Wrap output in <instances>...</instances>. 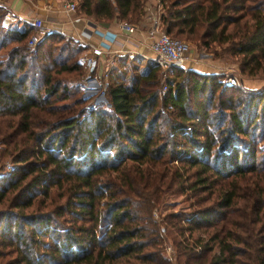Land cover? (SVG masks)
<instances>
[{"label": "trees", "instance_id": "obj_1", "mask_svg": "<svg viewBox=\"0 0 264 264\" xmlns=\"http://www.w3.org/2000/svg\"><path fill=\"white\" fill-rule=\"evenodd\" d=\"M157 5L167 34L224 43L240 73L263 70L264 0ZM75 12L135 23L144 0H76ZM2 14L0 6V264H169L165 224L181 264H264V89L243 96L217 75L169 66L160 92L152 88L160 68L145 60L136 79L117 70L109 109L85 110L78 96L66 101L56 77L79 70L81 47L57 33L29 46L32 27L4 24ZM239 178L251 191L245 226L230 217ZM172 185L195 208L157 224L150 209Z\"/></svg>", "mask_w": 264, "mask_h": 264}, {"label": "rangeland", "instance_id": "obj_2", "mask_svg": "<svg viewBox=\"0 0 264 264\" xmlns=\"http://www.w3.org/2000/svg\"><path fill=\"white\" fill-rule=\"evenodd\" d=\"M70 1H74L76 3V0H70ZM1 2L2 0H0V3ZM150 4H148L147 0H144V12H147L149 15H156L158 19L161 9L157 5V0L155 1V3H150ZM0 6L3 9V14H4L5 8L2 5ZM3 14H2V17H3ZM2 17H1V20L4 24L12 23V22L8 23ZM129 23H133V22H129ZM40 27L41 25L39 27L34 26L33 30L29 33L34 34L36 30L40 29ZM168 35L170 37H173L175 39L185 42L188 45L189 50L192 48L196 52H199V54H197L199 60H202V59L211 60L212 59V60H216L217 62H219L220 65L224 67V69L222 70L221 73L214 74V75H217L219 77L220 82L222 84H224L223 80L225 79V76L227 75L233 76L236 79L237 85H231V86L236 87V89L239 90L243 94V96L246 93L249 94L250 92H255V91L262 92V89H264V68L263 70L258 71L255 75H245L243 73H240L237 68V62H236L235 57L223 50L224 43L220 44L216 42H209L208 46L203 47L194 40L185 39L183 35H173L171 33ZM53 40H54V46H61L60 45L62 44L61 41H57L55 39ZM80 53L81 52H79V54ZM79 54H77V57L75 58H76V61L80 64V62L77 59ZM125 58L118 57L114 59L111 67L115 71L113 72L109 71L110 69H107V71L105 70L102 73V76H99V78H97L95 82L94 81L92 82L91 76L87 74V71L83 68L81 64H80L79 70L61 72L62 75H58L56 77L59 79L65 80V83L68 88L67 92L68 94H70L69 98H67L66 101H69V99L73 96H78L83 101L82 106L84 107L85 110L89 109L92 106H100L101 108L109 109L110 105H109L108 98L106 95V87L108 84L117 81L118 74H119L117 70H122L121 74L125 76L124 80H126V76L132 79H136L137 74H139V72L145 68L144 59L138 60L136 58L135 60H133V58H127V57ZM121 60H124L123 61L124 65L122 64L120 66ZM152 63L153 64L156 63L154 57L148 60V62L146 63V67L148 68L151 67ZM130 65H133L132 69L134 71L132 72L129 70ZM158 67L160 68L159 65ZM168 68L169 66L164 69L160 68V73L158 72L156 73V79L158 81V84L157 86L155 85L152 88H155V89L157 88V90H159L160 92L165 90V87L163 85L164 83L163 80H164V76H165L164 74L166 72V69ZM180 68H182V66H180ZM121 74H119V77ZM139 86L143 91L147 88V86L144 85L143 83H140ZM257 144H258V147H260V153H257V156L260 158V156H262V151L264 152V148H263L264 145L260 143V141H258ZM7 164L8 162L6 160L3 161L2 163L4 167H7ZM251 177H252L251 175H248V174L245 175V180L249 186H251L249 182ZM222 182L223 181L218 180L216 187H214V192H216L218 187L220 188L221 186H223ZM237 184H238V187L240 188L237 190V197H235V202H236L235 208L237 209L235 212L230 213L231 214L230 217H232V220H236V221L239 220V222L242 221V224H244L243 226H245L246 220H247L245 219V217L249 219L251 216V214H249V210L244 209L245 202H248V199L251 198V191L249 187L245 186V183H243L240 178L237 179ZM175 190L176 188L174 189V185H172L170 189V193L163 194L161 197L162 198L161 201H159V203H155L151 207L150 209L151 217L157 221L156 222L157 224L164 225V222H161V220L164 215L170 212L187 213L190 210L195 208L194 204H196V202L194 203L195 200L193 196L188 194V192L181 191L182 193H179L180 191H177V190L175 191ZM260 196H261L260 202L262 205V201L264 202V183H262V191H261ZM263 208H264V205H263ZM262 222H264V219H262ZM255 226L257 227L258 224H256ZM165 228L167 231L166 233L168 234L171 233L170 235L173 234L172 229L168 227V225L165 224ZM196 232L198 231H194V236L199 235V234H196ZM234 232H236V229L234 230ZM237 233H239V236L242 235L246 237L245 234H243L242 232L238 230H237ZM168 234L167 235L161 234V236L163 237L162 243H161V254L163 258L169 262V264H181L180 261L182 257H180V259H176L173 246L170 243V241L167 239ZM201 237L204 238V236L202 235ZM167 247L170 248L168 252L166 251ZM215 250L216 248H213V251ZM110 264H128V263H126L124 260H118V261H113Z\"/></svg>", "mask_w": 264, "mask_h": 264}, {"label": "crops", "instance_id": "obj_3", "mask_svg": "<svg viewBox=\"0 0 264 264\" xmlns=\"http://www.w3.org/2000/svg\"><path fill=\"white\" fill-rule=\"evenodd\" d=\"M63 1L64 0H2L0 5H2L5 10H8L11 15L9 21H7L8 23H27L33 30L34 26L32 24V19L39 18L41 20V27L34 33L38 39L45 33H57L61 35L62 38L71 40L79 45L81 47L80 52L87 51L90 46L100 42L98 36L92 32L91 28L93 26L106 28L115 32L117 42L109 43V49L96 59L97 67L95 73L98 76H102V73L105 70L107 71V69L111 71V69H113L111 67L113 60L118 57L139 58V60H149L154 57L153 52L148 46V38L145 34L150 24L149 14L147 12H144L135 23L136 28L134 32L127 33L117 28V21L115 20L95 22L90 17L76 14L75 11L65 12L61 7ZM155 1L156 0H147L148 4L155 3ZM84 30H86L85 33H83ZM117 50L119 52L114 54V51ZM124 50L130 52L132 54L131 57H128ZM197 54H199V52L191 48L188 57L181 65L182 68L203 75L219 74L224 69L216 60H199Z\"/></svg>", "mask_w": 264, "mask_h": 264}, {"label": "built area", "instance_id": "obj_4", "mask_svg": "<svg viewBox=\"0 0 264 264\" xmlns=\"http://www.w3.org/2000/svg\"><path fill=\"white\" fill-rule=\"evenodd\" d=\"M61 7L65 12H73L76 9V3L74 1L64 0ZM10 17L11 15L8 10H5L2 18L5 21H9ZM149 21L150 24L147 27L145 34L148 38V46L154 54L155 62L162 69L168 66L180 67L188 57V45L183 41L170 37L159 25L156 15H149ZM32 24L35 27H39L41 25V20L39 18H33ZM117 28L127 33H132L136 28V24L117 21ZM91 29L92 32L98 36L100 42L90 46L89 50L82 51L77 59L84 66L87 74L91 76L92 82H95L97 78H99L95 73L97 57L99 58L103 52L109 49V43L117 42V40L115 32L111 30L97 26H93ZM85 31L86 30H84L83 33H85ZM37 39L38 37L36 35L30 34L26 42L29 46H32L36 43ZM117 52L119 51H114V54H117ZM124 52L128 57H131L132 54L130 52H127L126 50H124ZM223 83L226 85H237L236 79L230 75L225 76ZM169 250L170 248L167 247L166 251L168 252Z\"/></svg>", "mask_w": 264, "mask_h": 264}]
</instances>
